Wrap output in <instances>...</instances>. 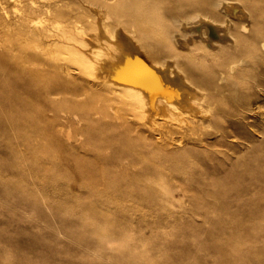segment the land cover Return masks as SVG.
Listing matches in <instances>:
<instances>
[{"label": "rangeland", "instance_id": "374dc122", "mask_svg": "<svg viewBox=\"0 0 264 264\" xmlns=\"http://www.w3.org/2000/svg\"><path fill=\"white\" fill-rule=\"evenodd\" d=\"M255 29L264 0H0V264H264Z\"/></svg>", "mask_w": 264, "mask_h": 264}, {"label": "bare ground", "instance_id": "6f19581e", "mask_svg": "<svg viewBox=\"0 0 264 264\" xmlns=\"http://www.w3.org/2000/svg\"><path fill=\"white\" fill-rule=\"evenodd\" d=\"M192 2H196V0H191ZM198 1H200V0H197V2ZM128 2V1H127ZM127 2H125V4H127ZM130 3V2H129ZM128 3V4H129ZM135 3V2H134ZM134 3H133V6L132 7H134ZM138 3H140V2H138ZM154 3V2H153ZM150 4H152V3H150ZM150 4H148V6L149 7H147V9L146 8H143L141 5H144V4H141L140 6H141V10H142V12L144 11V10H147L148 12L151 10L150 9ZM248 4H250V3H248ZM130 5H132V4H129V6ZM146 5V4H145ZM155 5V4H154ZM136 6H138V5H136ZM136 6H135V8H136ZM152 6V5H151ZM156 6V5H155ZM159 6V5H158ZM245 6V5H244ZM249 6V5H248ZM131 7V8H132ZM145 7V6H144ZM153 7V6H152ZM157 7V6H156ZM156 7H154V8H156ZM250 7H252V5L250 6ZM249 7V8H250ZM124 8V7H123ZM143 8V9H142ZM129 7H128V11L127 12H125L127 15L126 16H128V14L130 13V11H129ZM140 9V8H139ZM138 8H136V9H134V12H136L137 14H138V12H140V13H142L140 10H139ZM150 9V10H149ZM135 10H137V11H135ZM153 10V12L155 13V9H152ZM159 10V9H158ZM157 10V11H158ZM173 10V9H172ZM251 10H252V8H251ZM122 11V10H121ZM123 11H124V9H123ZM125 11H126V8H125ZM131 11L133 12V8L131 9ZM129 12V13H128ZM145 12V11H144ZM142 13L141 15L143 16V14H145V16H146V14L148 13ZM249 13H250V10L248 9V7L247 8H245V7H243L242 9H241V11H240V15H242L243 17H248L249 16ZM132 14V13H131ZM135 14V13H134ZM133 14V15H134ZM150 14V13H149ZM149 14H148V16H149ZM251 14V13H250ZM118 15H120V14H118ZM155 14H153L152 15V13L150 14V16L147 18V19H149L150 20V17H152V16H154ZM136 16L137 15H135V18H136ZM139 16H140V14H139ZM157 16H160V15H157ZM251 16H253L252 14H251ZM128 17H130V14H129V16ZM134 17V16H133ZM132 17V18H133ZM116 18V17H115ZM134 18V19H135ZM140 18V17H139ZM155 18H157V17H155ZM199 18L200 19H202L201 20V22L200 23H202L203 24V26H204V30H205V33H207V35L209 36V34L211 35L212 34V36L213 35H216V37H218L217 35H218V30H217V28L215 27V25L212 23V21H208L205 17H203V16H199ZM147 19H144L145 20V23L147 22L146 20ZM132 20V19H131ZM135 20H137V19H135ZM135 20H132L131 21V23L133 24V25H135ZM151 20H153V19H151ZM160 20V19H159ZM138 21V20H137ZM141 22V21H140ZM155 21H153L152 23H151V21H149V22H147L148 24L150 23V24H152V26H154V23ZM158 22V21H157ZM142 23V22H141ZM144 23V25L146 26V24ZM118 24V23H117ZM139 24V23H138ZM149 24V25H150ZM143 25V24H142ZM148 26V25H147ZM152 26H149V29H150V27H152ZM154 27H156V25L154 26ZM154 27H152L153 29H154ZM158 27V26H157ZM156 27V28H157ZM144 28V27H143ZM152 31H154V30H152ZM155 33H158V31L156 32L155 31ZM155 33H154V35H155ZM138 34H139V32H138ZM150 34V33H149ZM153 34V33H152ZM161 34V33H160ZM259 34H260V31L258 30V29H255L254 30V39H255V41H257V42H259V43H261V45L262 46H264V39L262 38V37H260L259 36ZM153 35V36H154ZM243 39V38H242ZM138 40H139V36H138ZM211 41H209L210 43L211 42H215L213 39H210ZM239 40H241V39H239ZM245 40V39H244ZM243 40V41H244ZM136 42H138V41H136ZM141 42V41H140ZM247 42V41H246ZM130 45H128V46H130L131 48H132V52L134 53V54H136L139 58H140V56H143L142 55V52H141V48H142V50L145 52V46L143 47V45L141 44V45H138V44H135V46L133 45V44H131V42L129 41L128 42ZM144 44V43H143ZM242 44V43H241ZM241 44H239L238 42H237V46H241ZM255 44V43H254ZM145 45V44H144ZM246 45H245V43H244V47H245ZM250 47V46H249ZM251 47H253V46H251ZM250 47V48H251ZM158 48V47H157ZM247 47H245V49H246ZM248 49V50H245L246 51V53L247 52H249V50L251 51V49ZM256 48V47H255ZM254 48V49H255ZM153 49V48H152ZM238 49V48H237ZM242 50L244 49L243 48V46H242V48H241ZM240 49V50H241ZM154 50V49H153ZM148 51H150V49L148 50ZM148 51H146L147 53H146V55L149 53ZM157 51V50H156ZM236 51V50H235ZM239 51V50H238ZM245 51H243L244 52V54H243V52L241 53V54H238L239 52H237V56H233L234 58L232 59V61H231V63H230V65L228 66V68H233V69H239L240 67V64L242 63V62H244V61H246V62H248V60L246 59V57H245ZM236 52H234V53H236ZM157 53V52H156ZM159 53V52H158ZM161 53V52H160ZM234 53H233V55H234ZM154 54V53H153ZM145 55V56H146ZM149 55H152V53L151 54H149ZM155 55V54H154ZM230 55H231V53H230ZM246 55H248V54H246ZM148 56V55H147ZM159 56H160V54H159ZM232 56V55H231ZM149 57V56H148ZM151 57H153V56H151ZM161 57V56H160ZM165 56H163V58H164ZM137 58V57H136ZM150 58V57H149ZM138 59V58H137ZM151 59V58H150ZM155 59V58H154ZM153 58L151 59L152 61L154 60ZM231 59V58H230ZM229 61V60H228ZM147 62V61H146ZM171 65L173 64V63H170ZM149 68L152 70L151 72H152V74L154 73V74H156L157 76H158V79H156V81H159V82H162V81H164V82H168V81H170V82H172L173 84H177V85H179V86H181V87H184L185 89H187V90H189L190 92H193L192 94L194 95H196V94H198V92H199V88L200 87H206V86H210L211 85V81H212V79L210 80L205 74L207 73H205L204 74V70L203 69H197V70H195L194 68H192V67H185V69H180L177 73H173V74H171V70H170V68H169V66H166L165 67V69H161V68H159L158 69V67H157V65L156 64H154V63H151V62H149ZM239 67V68H238ZM207 71V70H206ZM166 73V74H165ZM168 73V74H167ZM151 81V83H152V80H150ZM150 81H143V84H145V85H148V84H150ZM157 83V82H156ZM155 82H153V85L154 84H156ZM169 83V82H168ZM163 85H164V83H162ZM154 88H157L158 90H163V89H165L166 87H163L162 85H157L156 87H154ZM153 88V89H154ZM16 101V100H15ZM30 108V107H29ZM18 115H21V114H18ZM17 115V116H18ZM213 245V244H212ZM215 248V247H214ZM220 249V248H219ZM224 251V250H223ZM246 260V259H245ZM240 261V260H239ZM250 261V260H249ZM238 262V261H237ZM246 262V261H245ZM253 262V261H252ZM249 264V263H248Z\"/></svg>", "mask_w": 264, "mask_h": 264}]
</instances>
